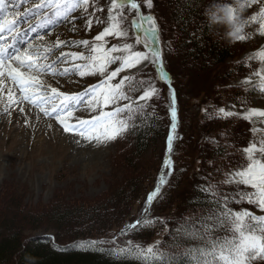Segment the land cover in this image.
I'll return each instance as SVG.
<instances>
[{
	"label": "rangeland",
	"instance_id": "obj_1",
	"mask_svg": "<svg viewBox=\"0 0 264 264\" xmlns=\"http://www.w3.org/2000/svg\"><path fill=\"white\" fill-rule=\"evenodd\" d=\"M227 1L234 10L227 13L233 22L234 37L228 39L222 25H218L216 31L227 44L237 42L241 45V61H246L249 66L246 73L230 82V86L244 93L252 91V95L247 101L233 103L231 97H227L228 87L224 86L216 89V94L222 96L219 103L212 100L213 97L193 98L188 94L191 89L210 92L209 77H195L188 87L182 72L175 69L174 59L169 56L171 44L166 42V29L159 22L163 60L168 72L173 79L175 77L173 84L179 89L181 100L179 108L175 99L177 129L173 143L180 135L179 113L183 102L190 107L191 120L189 115L186 119L191 121L194 131L199 119L209 112L224 116L232 113L227 116L245 122L248 128L247 135H251V140L244 148V157L248 165L255 163L258 169L264 165V116L260 115L264 112V10L257 5L249 7L251 0ZM41 2L5 0V7L0 9V22L8 12L19 13L8 17L14 25H5L4 31L0 32V46H7L9 53L30 55L37 66L35 71L19 66L16 61L12 66L28 75H35L40 83V87L30 90L25 99L26 95H19L21 89L15 86L19 85L18 82L6 72L0 76V84L4 83L7 93L0 98V192L5 186L20 187L25 192L24 202L32 206L47 205L56 196L68 201H94L105 195L117 180L114 158L118 154L123 131L122 111L130 110L132 114L144 109L152 99L164 96L171 101L168 99L169 91L159 81L155 64L142 62L148 64L143 71L140 70L142 64L124 66L129 55L125 44L132 46L131 51H143L150 60L154 58L147 51L149 43L145 36L139 37L133 30L132 22L138 18L137 12L123 0H116L115 9L112 0H89L90 6H85L83 0H43L46 4L43 11L48 13L43 22L42 13L33 15L34 5ZM65 3L70 10L64 15H56V5L64 8ZM25 8L32 11L25 14ZM142 11L144 15L151 13L146 3ZM105 31L111 34L97 41L95 37ZM119 32L124 35L117 36ZM137 38L139 44L136 43ZM113 46L117 51H112ZM117 68L121 71L112 77ZM150 85L156 89L151 99L139 100ZM8 88L11 92L7 91ZM110 92L115 93L117 99L106 104L104 97ZM210 100L215 103L212 110V102H207ZM167 105L170 107L169 102ZM187 106L183 109L189 112ZM57 117L71 126L69 131H65ZM114 128L119 129L118 134L113 132ZM113 135L115 138H110ZM247 167L236 169L229 175ZM230 185L245 186L257 194L251 200L256 205L251 210L255 213L252 222L259 226L254 234L264 236V207L259 204V189L242 183ZM146 203L141 200L135 205L130 220L113 234V242L123 245L138 243L131 234L148 219L149 206L145 209ZM137 221L142 223L137 224ZM133 224H136L135 228L131 227ZM157 233L147 246L159 247L166 230ZM44 234L53 235L54 232L40 230L33 236ZM251 264H264V260H253Z\"/></svg>",
	"mask_w": 264,
	"mask_h": 264
},
{
	"label": "trees",
	"instance_id": "obj_2",
	"mask_svg": "<svg viewBox=\"0 0 264 264\" xmlns=\"http://www.w3.org/2000/svg\"><path fill=\"white\" fill-rule=\"evenodd\" d=\"M141 2L145 4V0ZM220 2L229 5L227 0ZM210 3L152 0L150 12L165 27L166 42L171 44L169 56L188 87L195 77H209L210 92L191 89L188 94L196 99L213 97L219 103L222 96L216 89L226 86L233 103L247 101L252 91L244 93L230 82L246 73L249 66L241 61V45L227 44L216 31L218 25L210 24L205 15ZM173 87L180 108L179 89ZM167 101L164 96L132 114L122 111L124 128L114 158L117 180L102 197L68 201L56 196L47 205L32 206L24 202L25 192L20 187L5 186L0 192V264H153L147 245L157 232L165 230V238L159 247H152L154 251L192 249L184 264H195L193 257L199 258L204 240L217 231L213 214L223 207L221 190L229 197L232 217H241L244 231L249 226L256 230L259 226L253 224L255 213L251 211L256 205L248 199L257 194L245 186L220 183L232 171L248 166L244 148L251 135H247L245 122L209 112L199 119L194 131L186 119L189 115L191 120L190 107L183 102L189 112L183 107L180 110L179 139L168 153L172 120L167 105L169 102L171 106V101ZM207 102H212L211 110L215 108L214 101ZM167 156L173 162L170 174L164 167ZM158 185L161 192L148 205V219L131 234L138 243L113 242V234L130 220L135 205L141 200L147 202ZM40 230L54 234L34 237L33 233ZM228 235L232 241L241 239L235 225Z\"/></svg>",
	"mask_w": 264,
	"mask_h": 264
},
{
	"label": "snow or ice",
	"instance_id": "obj_3",
	"mask_svg": "<svg viewBox=\"0 0 264 264\" xmlns=\"http://www.w3.org/2000/svg\"><path fill=\"white\" fill-rule=\"evenodd\" d=\"M127 3L130 4L132 10H136L137 14L139 15L140 4L137 0H127ZM145 3L149 8L152 7V0H145ZM83 4L85 6L89 5V0H83ZM253 5L260 6L262 10H264V0H251L249 7ZM5 7V0H0V9ZM46 4L43 2L34 5L36 13H42L41 21L43 22V17H47L48 13L44 12V8ZM112 7L115 9L117 7L116 0H112ZM56 15H64L67 11L70 10V6L65 3L64 8H61L59 4L56 5ZM6 10V9H5ZM100 10V9H97ZM32 11L31 9L25 8V14ZM233 9H229V12H233ZM19 15V13L8 12L7 16L0 22V32H3L5 29V25H14V22L8 19L9 16ZM141 19H148L152 20L151 16L148 17H141ZM11 30V29H9ZM152 31L153 35L156 34V29L153 27L149 29ZM111 33L105 31L101 34L97 35L95 39L97 41L101 40L104 36L110 35ZM117 36L124 35L123 32H119L116 34ZM86 43V42H85ZM136 43L139 44L140 40L137 38ZM124 48L129 50V55L124 61L125 67H133L136 64H142V68L140 69L143 71L145 68L148 67L147 63L142 62H149L151 64H158L160 62L161 53L157 49H152L151 56L154 59H149V55L143 51H131L132 46L130 44H125ZM112 51H117V47L113 46ZM18 62L19 66L27 67L28 69L35 71L36 64L33 62V59L30 55H21L19 52L16 53H9L7 46H0V76H3L6 72L7 75L15 82L19 83V87L22 92L28 93L33 88L40 87L39 80L35 75H28L25 72L19 71L18 68L12 66V62ZM121 71L120 68H117L115 72L111 74L112 77H115ZM83 75V73H81ZM161 79H167V74L161 69L160 72ZM118 87V86H117ZM53 92L56 90L53 89ZM171 91V106H170V115H171V131L168 136V153H171L173 150V141L175 139L174 133L177 129V110L175 107V91L170 89ZM156 92L154 87L149 86V90L145 91L142 96H140L139 100H149L151 99L152 95ZM25 98H28L27 95ZM127 99V97H124ZM65 99H75V97H65ZM105 103H110L117 99L115 93L106 94ZM125 107H128L125 105ZM116 111H120V109H116ZM220 112H224V109L221 108ZM225 115H232V113H225ZM260 115L264 116V112H260ZM60 120V123L64 125L65 131L70 130V125L65 123V121L57 117ZM113 132L118 134L119 129L114 128ZM80 135L83 136L84 132L81 131ZM110 138H115L113 135ZM172 160L170 156H167L164 160V167L169 170V174L172 168ZM163 176V173H162ZM224 185L229 184H244L248 187H252L254 189H259L261 199L259 200V204L261 207H264V165H260L257 169L255 163L249 164L246 170H242L231 174L228 176L227 179L220 182ZM161 188L158 185L156 190L149 194L148 200L146 203L147 205L152 204L154 199L160 194ZM220 194L223 196V207L218 213H214L216 223L214 227L216 228V232L209 233L207 239L204 240L203 248L200 250L201 254L198 259L193 257L195 264H251L253 260H264V236H257L254 234L255 229L251 226L248 227L247 232L244 231V224L241 220L239 215L235 216V218L231 215V209H228V199L227 195H224L222 190ZM251 202V200L249 201ZM137 224L142 223V221H137ZM232 225H235V231L239 234L242 239L239 241H232L229 239V232L232 228ZM132 228L136 227V224L131 225ZM218 233H224L223 236L219 235ZM92 243H95L94 241ZM159 243V242H157ZM173 247L179 248L180 245H174ZM149 254L153 256V264H184L187 257L192 255L194 250L186 249L184 252H167L161 253L158 251H154L152 247L147 248L146 250Z\"/></svg>",
	"mask_w": 264,
	"mask_h": 264
},
{
	"label": "water",
	"instance_id": "obj_4",
	"mask_svg": "<svg viewBox=\"0 0 264 264\" xmlns=\"http://www.w3.org/2000/svg\"><path fill=\"white\" fill-rule=\"evenodd\" d=\"M124 1L127 3V0H124ZM128 5L130 6V4H128ZM148 16H151L152 20L141 19V17H148ZM148 16H143L142 12H141V9H139V22L134 21V30H135V32H136V34L138 36H141L142 32L145 33L147 39L151 43V46H149L147 48V50L150 53H151L152 49H157V50L160 51V53H161L160 62L155 65V69H156V72L158 74L159 80L161 82L165 83L166 85H168L169 87H171L172 78H171V75L165 69L163 58H162V51H161V46H160L158 24H157V22H156V20H155L153 15H148ZM141 27H142L143 30H141ZM153 27L156 29V34L155 35H153L152 31L149 30V29H151ZM161 69H163V71L167 74V79H161V76H160Z\"/></svg>",
	"mask_w": 264,
	"mask_h": 264
},
{
	"label": "clouds",
	"instance_id": "obj_5",
	"mask_svg": "<svg viewBox=\"0 0 264 264\" xmlns=\"http://www.w3.org/2000/svg\"><path fill=\"white\" fill-rule=\"evenodd\" d=\"M229 9H231L230 5L221 4L220 0H211V3L205 8V15L210 24L224 26L226 28V37L233 39V22L227 15Z\"/></svg>",
	"mask_w": 264,
	"mask_h": 264
},
{
	"label": "bare ground",
	"instance_id": "obj_6",
	"mask_svg": "<svg viewBox=\"0 0 264 264\" xmlns=\"http://www.w3.org/2000/svg\"><path fill=\"white\" fill-rule=\"evenodd\" d=\"M3 82H4V81H3ZM5 84H6V83H5ZM15 86H16L17 88H20L18 84L15 85ZM17 88H15V89H17ZM17 90H18V89H17ZM7 91H10L9 88L7 89ZM10 92H11V91H10ZM5 93H6V88H5L4 83H3V85L0 84V98H1L2 96H4ZM20 93L26 95V93H24V92H22V91L19 92V95H20ZM28 93H30V91H29ZM28 93H27V94H28ZM6 94H7V93H6ZM14 94H16L15 97L18 96V93L15 92ZM28 95H29V94H28ZM11 97H12V96H11ZM23 98H24V97H23ZM25 99H26V98H25ZM15 103H16V102H15ZM28 103H29V102H28Z\"/></svg>",
	"mask_w": 264,
	"mask_h": 264
}]
</instances>
